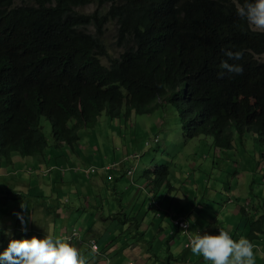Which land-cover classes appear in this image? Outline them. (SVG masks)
Masks as SVG:
<instances>
[{"label": "trees", "instance_id": "1", "mask_svg": "<svg viewBox=\"0 0 264 264\" xmlns=\"http://www.w3.org/2000/svg\"><path fill=\"white\" fill-rule=\"evenodd\" d=\"M15 1L0 0V172L13 158L46 171L57 168L64 155L45 160L50 145L42 119L50 124L53 148L73 152L82 132L94 128L102 114L127 121L132 113L151 115L172 105L185 140L207 135L219 149H232L234 127L241 141L247 133L254 136L264 164V32L251 30L238 16L236 0ZM93 3L92 14L76 11ZM110 23L117 26L119 57L109 55L104 42ZM91 26L95 33L88 31ZM225 50L243 52L242 60H228L242 65V74L220 68ZM146 175V190L155 196L166 185L169 168ZM5 213L0 207V219ZM102 220L96 216L94 222ZM251 221L258 222L255 216ZM56 231L54 237L63 238L61 228ZM253 233L257 251L264 247L257 240L261 231L254 226ZM41 236L14 225L9 235L0 226V253L12 239ZM65 239L89 248L96 242Z\"/></svg>", "mask_w": 264, "mask_h": 264}, {"label": "rangeland", "instance_id": "2", "mask_svg": "<svg viewBox=\"0 0 264 264\" xmlns=\"http://www.w3.org/2000/svg\"><path fill=\"white\" fill-rule=\"evenodd\" d=\"M30 2L16 0L15 4ZM96 9L97 4L93 3L76 11L92 14ZM116 28L115 23L107 26L104 42L109 55L119 57L123 49L115 44ZM88 31L95 33V28L91 26ZM260 59L264 60V55ZM103 63L109 64L107 59H103ZM41 125L50 145L45 150V160L48 156L64 155L57 160V166L67 167V158L73 152L54 149L50 124L42 119ZM231 130L234 134L232 149H218L210 136L185 140L173 105L151 115L132 113L127 121L110 120L102 114L94 128L82 132L78 146L85 151L74 159L76 162L73 161L82 169L96 167L98 173L91 178L80 173H76V176L68 173L63 184L52 180V173L40 170L36 162L24 164L15 159L14 165L7 166L6 170L17 172L11 174L6 182L0 179L4 190V193H0V207L6 209L0 220L4 223H21L15 215L21 213L30 227V202L32 208L35 205L33 214L52 205L54 208L51 211L56 214H68L72 211L70 208H75V212L66 220L67 225L70 229L75 227L80 230L81 240L89 238L96 241L99 252H93L87 245L72 246L83 251L90 264H112L117 259L118 264H181V261L173 258L177 253L174 246L167 245V240L164 241L161 235L166 233V236L172 237L178 232L181 241L177 240V254H192L190 249L183 247V233L176 227L174 218L187 221L189 217L178 218L177 215L181 212L198 215V211H203L199 230L203 231L209 226L210 233L211 207H223L217 217L219 222L232 227L239 224L244 228H258L261 231L258 245L263 246L264 164L260 160L261 147L251 133H247L241 141L234 127ZM34 158L37 161L38 155ZM68 161L71 159L68 158ZM116 163H121L119 171L112 175L106 173L105 168ZM162 166L169 167V184L155 196L150 195L149 189L146 190V173ZM127 172L131 175H123ZM6 174L1 173L3 176ZM185 194H189L190 198ZM21 203L26 206L27 212L22 211ZM38 205L43 207L38 208ZM242 206L250 213L248 216L239 213L236 220L234 211ZM255 207L260 208L261 214L255 212ZM124 214L130 220L125 221ZM96 216L104 220L94 222ZM253 216L258 221L255 224L251 221ZM62 222L41 224L37 233L57 235L58 231L54 229ZM137 225H141L140 228ZM196 230L192 226L189 229L192 235ZM115 246L118 251L109 253L108 250ZM254 256H258L256 250Z\"/></svg>", "mask_w": 264, "mask_h": 264}, {"label": "clouds", "instance_id": "3", "mask_svg": "<svg viewBox=\"0 0 264 264\" xmlns=\"http://www.w3.org/2000/svg\"><path fill=\"white\" fill-rule=\"evenodd\" d=\"M236 11L240 18L247 21L251 30L256 32H264V0H243V3H240L239 0H236ZM224 55L227 57V60L221 61L220 68L228 73L237 75L242 74V65L229 64L228 60H242L243 52H233L230 50H225ZM224 71L220 72V78L223 77ZM215 147L218 148L217 146ZM119 167L120 166L117 167L116 172L119 171ZM90 168H95L96 174L98 173V169L96 167ZM90 168H76L72 172L76 173L75 170L77 169H79L80 171H86ZM55 169L56 168H54V170ZM46 172L47 174H50V172L52 171ZM79 173L82 174V172ZM114 173L108 174L112 175ZM169 175L167 177L166 184H169ZM92 176L85 177L91 178ZM20 207L22 211L27 212V208L23 203H21ZM29 207L30 211H32L35 205L32 208V202H30ZM37 207H39V205ZM239 213L248 216L250 212H248V210H246V208L242 206ZM15 215L20 220L23 231H27V229L28 232L33 230L31 225L29 227V222L26 221L24 215H22L21 213H15ZM234 217L235 219L237 218V216ZM253 217L251 218L253 219ZM195 219V216L190 218L193 223H195ZM183 223L184 224L180 226L182 229L181 231L182 233L186 234L190 228V225L185 221ZM0 226L7 230L3 222L0 224ZM245 229L247 231V234L249 232V235H251V239L247 238V235H242L239 236V240H235L229 235L228 232L224 230H219V234L215 235H211L207 231H205L203 233H194L185 247L186 249H190L193 255L202 257L205 261V264H257L255 257H260L257 260L258 264H264V247L258 248V256H254L255 246L254 242L252 241L254 233L251 234V228ZM73 232H76L78 234V237L80 236L79 229H76L75 227L70 229V236ZM8 233L10 235L11 231H8ZM59 233L63 234L64 239L60 237H54L51 234H47L44 239H37L36 237H32L30 240H10L7 248L2 253H0V264H87L86 260L81 256L79 250L76 247L72 246L65 239L70 238L68 232L65 231V228H61V231H59ZM260 239L261 238L259 237V239L257 240ZM91 249L93 252L97 251L94 242H91Z\"/></svg>", "mask_w": 264, "mask_h": 264}, {"label": "crops", "instance_id": "4", "mask_svg": "<svg viewBox=\"0 0 264 264\" xmlns=\"http://www.w3.org/2000/svg\"><path fill=\"white\" fill-rule=\"evenodd\" d=\"M83 151H85V149L83 147H80V146L76 147V149L73 151V154L68 156V158H70L71 161H68V158H67V164H66L67 167L66 166H56L57 168L54 171L50 172V174L52 173L51 175H53L52 176V180H55V181L58 180V181L62 182L63 184H65V178L67 177L66 175L68 173L74 174L76 176V173H73L72 171L74 169H76V168H80L81 166H79V165L77 166L76 163H75L76 161L74 159L78 158V156H81ZM15 159L16 158H13V160H12L13 165H14ZM73 161H75V162H73ZM36 164L40 165L39 163H36ZM57 165H59V164H57ZM113 165L120 166L121 163L120 164L116 163V164H113ZM61 170H63V171H61ZM4 172H6L7 174L5 176L1 175V173H4ZM16 172H17V170H13L12 172H10V171H1L0 172V176L3 177V182H6L7 178H9L11 174H15ZM54 172H56L55 175H54ZM0 179H2V178H0ZM73 182H74V180H73ZM3 193H4V191H3ZM185 196L187 198L189 196V198H190L189 194H185ZM2 199H3V197H2ZM58 200H59V198H58ZM42 207L43 206L39 205L38 208H42ZM53 208H54L53 205L52 206H48V207H46V209H43V211H39L36 214H33L34 209H32V211H31L32 214L29 216L30 217L29 221L31 223V227L33 228V231L37 233V231L39 230V226L41 224L46 225V223L48 221H53L54 223H57L58 220H61L63 222L60 224V226L56 225V227L57 226H59V227H57V228L55 227L54 231H56L59 228H65V231H67L68 234H70L69 224L67 225L66 220L69 218V216L72 213L75 212V208H70V210H72V211L69 212L68 214H64V213L56 214L53 211H51V209H53ZM240 208H238V209H236L234 211V214H235L234 216H237V218H238V214H239ZM45 211H46V213H45ZM222 211H223V207H219V209H217L216 207H211L210 208V214L212 216V218H211L212 229H211L210 233H209V226L204 228L203 231L199 230L200 227L202 226V222L200 221V219H201V217L203 215V212H200V211H198L199 212L198 215H194V214L189 213V212H181V213H179L177 215V217L178 218L189 217L187 219V221L186 220H182V219L179 220L177 218H174V222L176 223V227H178L179 230H182L180 225H179V223L184 222V221L188 222V224L190 225V228H191V226L193 228H197L195 233H197V232L203 233V232L207 231L209 234L215 235V234H219V230H224V231L228 232L229 235L231 237H233L235 240H237V237H238L236 235H239V236L240 235H243V236L247 235L246 229L244 227H242L241 225H239V224L237 226H235V227H232L229 224H224L222 222H219L217 217H218L219 212H222ZM193 216H195V218H196L195 219V223H193L190 220V218L193 217ZM237 218H236V220H237ZM4 225L6 226V229L8 231H12V225H14V229L22 228L21 223L11 224L10 222H5ZM7 227H9V228H7ZM165 234L163 233L161 235V237H164V241L165 240H167V241L169 240V244L168 245L169 246H174L173 248H175L177 253H178L179 246L177 245V240L181 239V235L178 232L174 233L172 237H168ZM167 234L169 235L170 233H167ZM39 235L40 236L42 235L41 237H39V239H44L47 234L41 233ZM51 235L54 236V233H51ZM191 237H192V233L189 230H188V232L186 234L183 233L182 240H183V247L184 248H186L185 245L188 244V242L191 239ZM82 245H83V242H80V244H78L79 247H81ZM75 246H77V245H75ZM176 246H178V247H176ZM79 252H80V250H79ZM177 253L174 255L173 258L174 259L180 258L179 260H177V262L181 261V264H205V261L200 256H196V255L194 256L193 254H189V255L188 254H180V255H178ZM80 254H81V256H83L84 259H86V256L83 253V251H82V253L80 252ZM86 261H87V259H86ZM88 263L89 262L87 261V264Z\"/></svg>", "mask_w": 264, "mask_h": 264}, {"label": "built area", "instance_id": "5", "mask_svg": "<svg viewBox=\"0 0 264 264\" xmlns=\"http://www.w3.org/2000/svg\"><path fill=\"white\" fill-rule=\"evenodd\" d=\"M117 167L116 165H110L107 168H105V171L108 173H114L117 171ZM76 173L82 172V174H84L86 177L92 176L96 174V169L95 168H90L86 171H80L79 169L75 170ZM111 178V177H109ZM182 224H184L183 222L179 223V225L181 226ZM78 237V234L76 232H73L72 235L70 236V238L76 239Z\"/></svg>", "mask_w": 264, "mask_h": 264}, {"label": "bare ground", "instance_id": "6", "mask_svg": "<svg viewBox=\"0 0 264 264\" xmlns=\"http://www.w3.org/2000/svg\"><path fill=\"white\" fill-rule=\"evenodd\" d=\"M74 242V241H73ZM91 246V245H90ZM97 252H99V251H97Z\"/></svg>", "mask_w": 264, "mask_h": 264}]
</instances>
